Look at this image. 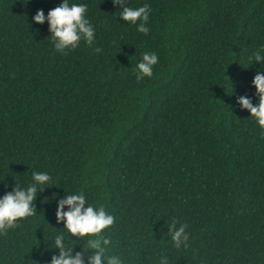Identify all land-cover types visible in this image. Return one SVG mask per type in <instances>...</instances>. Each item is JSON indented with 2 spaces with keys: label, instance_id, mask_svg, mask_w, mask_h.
Segmentation results:
<instances>
[{
  "label": "trees",
  "instance_id": "1",
  "mask_svg": "<svg viewBox=\"0 0 264 264\" xmlns=\"http://www.w3.org/2000/svg\"><path fill=\"white\" fill-rule=\"evenodd\" d=\"M60 2L0 0V196L34 170L51 183L0 233V264H47L56 234L87 262L90 237L56 218L80 190L113 214L106 254L124 264H264V134L237 103L257 102L264 0H125L150 5L147 34L113 0H69L87 5L95 40L65 51L32 20ZM146 51L158 61L137 80ZM173 220L186 247L171 241Z\"/></svg>",
  "mask_w": 264,
  "mask_h": 264
},
{
  "label": "clouds",
  "instance_id": "2",
  "mask_svg": "<svg viewBox=\"0 0 264 264\" xmlns=\"http://www.w3.org/2000/svg\"><path fill=\"white\" fill-rule=\"evenodd\" d=\"M113 3H119L122 6V10L119 8V17L134 24L137 31L148 33L149 28L146 22L151 11L148 3L137 7H123L125 0H113ZM86 9L87 5L84 3H70L69 0H61L47 13L43 9H37L32 20L41 24L47 21L54 48L58 51H65L77 47L81 39L88 44H92L95 40V28L85 15ZM96 50L99 51V49ZM250 59L264 60V44L259 45L252 52ZM157 61L156 52H144L134 69L136 79L140 80L144 76H152L153 66ZM251 83L255 86L257 102L253 103L251 97L241 95L237 98V103L240 108L248 110L249 116L255 119L262 134H264V72L256 71ZM31 181L32 183L24 187L16 185L11 191L0 196V233L14 227L18 218L33 215L35 211L33 201L37 188L51 184L50 176L45 171L34 170L31 174ZM56 218L58 222L63 220L64 229L67 230V233L81 237L87 234L90 237L87 246L95 248L96 251L88 256L86 262L80 252L71 255V245L64 243V234H56L54 235V243L61 250L59 255L54 254L47 264H101L102 258L106 264H124L120 255L106 254L110 239L103 238L102 230L113 225V214L108 212L103 205H94L86 201L83 190L69 192L58 201ZM185 229L184 223L177 226L175 220L169 224L171 241L176 248H180L182 243L185 247L187 246L186 242L189 237ZM159 264H167L166 258L161 256Z\"/></svg>",
  "mask_w": 264,
  "mask_h": 264
}]
</instances>
